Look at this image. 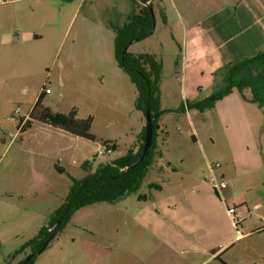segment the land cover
Listing matches in <instances>:
<instances>
[{
  "label": "rangeland",
  "instance_id": "374dc122",
  "mask_svg": "<svg viewBox=\"0 0 264 264\" xmlns=\"http://www.w3.org/2000/svg\"><path fill=\"white\" fill-rule=\"evenodd\" d=\"M22 1L25 33L40 40L28 41L25 34L24 64L0 48V56L6 60L10 57L6 66H0V264H22L30 251L20 249L48 226L55 210L64 203L72 179L82 180L123 157L137 140L139 143L146 126L145 116L135 108L136 89L115 59V30L123 21L117 13L118 0ZM127 8L133 9L129 0ZM9 14L0 10V17ZM179 44L180 40L157 33L130 49L137 55L153 56L161 65V105L176 111L185 105L179 92ZM42 91L47 92L42 105L52 113L74 110L79 120L91 118L95 141L30 120L29 113ZM260 112L255 124L260 126L256 133L259 153L255 157L251 148L246 152L250 158L246 172L239 170L237 176L224 178L228 188L218 199L226 211L234 209L233 216L241 213L238 228L229 215V219L221 216L219 228L229 222L234 235L237 231L248 233L234 243L228 264H264V110ZM201 118H167L175 148L172 162L178 164L187 152L197 162L205 161V155L209 163L220 165V175L225 164L215 156L224 148V135L217 122L208 116L205 121ZM193 136L198 138L197 144ZM209 138L214 140V147ZM105 142L115 150L106 151ZM55 167L62 168L63 173ZM204 175L206 180L207 167ZM155 179L149 172L137 194L115 204L97 203L76 212L35 264H203L206 258L192 259L186 250L168 248L141 224L139 210L153 205L150 201L156 190L150 183ZM170 191L163 195L170 201L173 196L176 202L193 200L185 188L174 186ZM138 196H146L148 202L138 200ZM258 203L261 209L254 208ZM173 229L179 232L177 227ZM206 264L221 263L218 259Z\"/></svg>",
  "mask_w": 264,
  "mask_h": 264
},
{
  "label": "crops",
  "instance_id": "0c3cea01",
  "mask_svg": "<svg viewBox=\"0 0 264 264\" xmlns=\"http://www.w3.org/2000/svg\"><path fill=\"white\" fill-rule=\"evenodd\" d=\"M127 1L118 0V10L116 9L123 20L122 25L132 13L137 17L141 16L142 11L149 7L153 11L154 25L147 38L157 33H166L172 41L180 40L182 59L179 92L183 104L202 101L220 89L223 86L224 70L230 64L251 59L259 53L264 54V0H129L133 3L131 10L127 8ZM23 2L14 0L0 5L1 11L11 13L0 17V48L6 49L21 64L25 62V34L28 41L40 40L38 36L25 33ZM7 34L11 35V40L4 43L3 38ZM137 42H132L127 49L128 53L137 55L136 52H130L132 45ZM0 57H3L0 59V66H6L7 61L10 62V57H7L8 60L4 56ZM160 103L162 104L161 88ZM161 110L173 112L165 113L158 122L156 155L148 173L154 175V182L162 181L150 183L151 186L158 185L160 189L152 195V201L149 200L153 205L139 210V220L143 226L149 227L154 237L172 250H186L193 255L192 259L206 258L203 264L218 259L221 264H228L232 259L228 253L234 243L246 238L248 233L234 235L229 222L226 227L219 228L221 216H229L218 200L219 196L212 193L213 190L205 180L204 174L209 164L205 155V161L197 162L191 152H187V155L178 159V164H173L172 150L175 148L173 149L169 137L167 118L173 116L174 119H179L186 116L191 119L193 115H200L204 119L208 116L219 124L225 145L215 157L225 164L219 173L226 179L229 174L237 176L239 170L246 172L245 166L250 161L246 152H250V148L257 157L260 139H257L256 133L260 126L255 124L263 110H255L236 91L205 113H177L176 110L164 109L162 105ZM204 119L201 118L202 121ZM193 140L194 144L198 143V138L193 136ZM248 141L250 147L246 146ZM209 142L215 146L213 139L209 138ZM138 148L137 140L129 150L135 154ZM174 186L180 190L185 188L193 200L176 202L175 196L171 201L163 197L169 189L170 193L173 192ZM254 208L261 209L262 205L258 203ZM174 227L179 232L174 231ZM188 259L191 260V257Z\"/></svg>",
  "mask_w": 264,
  "mask_h": 264
},
{
  "label": "trees",
  "instance_id": "16d2710c",
  "mask_svg": "<svg viewBox=\"0 0 264 264\" xmlns=\"http://www.w3.org/2000/svg\"><path fill=\"white\" fill-rule=\"evenodd\" d=\"M147 2L148 0H141ZM154 19L150 15V8L144 9L141 16L132 13L125 24L115 30V59L118 67L129 77L136 89L137 97L135 108L146 115L147 110L155 118L153 123V139L151 147L144 160L133 170L126 168L136 160L143 148L146 126L139 136V148L134 154L132 150L111 163L101 166L95 173L82 180L72 179L68 195L64 203L53 213L48 226L40 229L36 237L28 241L19 252L30 251V259L27 264H35L38 255L43 253L57 238L69 223L72 216L79 210L97 203L115 204L119 200L130 195L137 194L149 168L155 159L157 143L158 122L162 115L168 112L161 110L160 103V76L161 65L151 55H132L126 52L122 60L124 46L133 41H140L149 36ZM237 91L242 100L264 110V54L259 53L251 59L237 61L227 66L224 70L223 86L215 90L208 98L202 101L187 102L182 105L177 113L197 111L205 113L212 110L216 103ZM45 91H42L29 113V119L42 124L50 125L73 136L88 141H95L91 134L92 119L79 120L76 112L72 110L68 114L52 113L42 105ZM106 151L115 150V146L103 143ZM87 165V164H86ZM59 173L63 169L55 167ZM150 188L159 190L158 185ZM138 200L146 201V196H138ZM60 224L53 229L57 222ZM17 254V253H16Z\"/></svg>",
  "mask_w": 264,
  "mask_h": 264
},
{
  "label": "water",
  "instance_id": "95a60500",
  "mask_svg": "<svg viewBox=\"0 0 264 264\" xmlns=\"http://www.w3.org/2000/svg\"><path fill=\"white\" fill-rule=\"evenodd\" d=\"M150 15H151L152 18H154L153 17V11H152L151 8H150ZM131 44H132V42H129V43H127L124 46V48L122 50V60H124L126 52H127V49L129 48V46ZM145 118H146V130H145V137H144L142 152H141L140 156L136 160H134L131 164H129L127 166V168H126L127 171H131L134 168H136L144 160L146 154L148 153V151H149V149L151 147L152 139H153V123L155 122V118H153L151 116V113L148 110L146 112ZM59 224H60V222L58 221L54 225L53 229H55ZM29 259H30V256L22 264H27Z\"/></svg>",
  "mask_w": 264,
  "mask_h": 264
},
{
  "label": "built area",
  "instance_id": "2783aa9c",
  "mask_svg": "<svg viewBox=\"0 0 264 264\" xmlns=\"http://www.w3.org/2000/svg\"><path fill=\"white\" fill-rule=\"evenodd\" d=\"M5 0H0V5L6 4ZM45 93H47L45 91ZM220 168V165L218 163H209L207 166L208 169V176L206 177V181L209 182V185L211 186L213 192L217 196H222V193L225 189L228 188V183L224 180V178L221 175H217L218 169ZM235 213L234 209L227 208V214L230 216L233 226L235 228H238L239 226V219L238 216L233 214ZM233 216V217H232ZM240 233L237 231V235Z\"/></svg>",
  "mask_w": 264,
  "mask_h": 264
},
{
  "label": "clouds",
  "instance_id": "9594fccd",
  "mask_svg": "<svg viewBox=\"0 0 264 264\" xmlns=\"http://www.w3.org/2000/svg\"><path fill=\"white\" fill-rule=\"evenodd\" d=\"M10 40H11V35L10 34L5 35V37L3 38V42L4 43L10 42Z\"/></svg>",
  "mask_w": 264,
  "mask_h": 264
}]
</instances>
